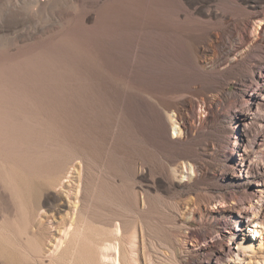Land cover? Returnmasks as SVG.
<instances>
[{
  "label": "rangeland",
  "instance_id": "rangeland-1",
  "mask_svg": "<svg viewBox=\"0 0 264 264\" xmlns=\"http://www.w3.org/2000/svg\"><path fill=\"white\" fill-rule=\"evenodd\" d=\"M261 77L264 0H0V264H28L24 232L46 264L68 239L96 264L223 263L264 190Z\"/></svg>",
  "mask_w": 264,
  "mask_h": 264
},
{
  "label": "bare ground",
  "instance_id": "bare-ground-1",
  "mask_svg": "<svg viewBox=\"0 0 264 264\" xmlns=\"http://www.w3.org/2000/svg\"><path fill=\"white\" fill-rule=\"evenodd\" d=\"M259 83V91L257 96L259 99L264 98V77L260 78ZM259 99H256L255 103L259 104ZM244 165V164H243ZM249 167V165H248ZM2 165L0 164V180L2 176ZM65 182H68L66 185ZM81 176L78 178H71L69 176V172H66L65 175L59 176L56 179V187L62 190V195L64 199L59 197L56 200V205L54 208V216L47 219L48 225L50 228H57L58 234L62 235H75L78 232V225L81 222V201H80V193H81ZM258 195L256 196L255 205H250V208L256 207L255 211L246 210L243 215L241 212H238L235 215V211H230L229 217L232 218L236 223V233L233 232L228 233V243L226 245V250L221 251L217 259L222 261L221 264H264V256L261 260H258L259 256L256 252V248L258 246L261 247L263 237H264V190H257ZM234 204V202L232 203ZM252 206V207H251ZM67 211L65 215H63L64 211ZM242 221V222H239ZM247 225L248 234L242 231V224ZM233 225V224H232ZM72 227V231L70 232V228ZM242 231V232H241ZM241 232V234H239ZM25 234V242H26V251L28 260V264H46L45 255H42V248L40 239L36 235L28 236L27 232ZM225 238L222 234L218 235V239ZM61 241V236L57 239L55 243V248L59 246V242ZM95 241V240H92ZM256 241L259 243L255 246ZM73 244V245H72ZM82 246V245H81ZM255 246V247H254ZM78 249L77 241L74 239H68L64 250L61 252L59 256L54 261H51L48 264H96L95 261V251L93 248L88 246L81 247V255L76 259H68L66 256L71 249ZM55 248L49 251L47 257L53 256L52 254L55 251ZM24 251V250H23ZM251 253V256H248ZM262 251H260L261 255ZM71 254V253H69ZM264 255V254H263ZM6 264H16L17 260L10 255H5ZM25 259V258H24ZM261 261V262H260ZM21 262V261H20ZM18 264V263H17ZM22 264V263H21ZM24 264V263H23Z\"/></svg>",
  "mask_w": 264,
  "mask_h": 264
}]
</instances>
